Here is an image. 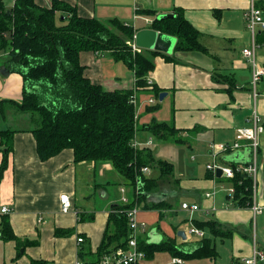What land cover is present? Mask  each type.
Segmentation results:
<instances>
[{"label":"crops","instance_id":"crops-1","mask_svg":"<svg viewBox=\"0 0 264 264\" xmlns=\"http://www.w3.org/2000/svg\"><path fill=\"white\" fill-rule=\"evenodd\" d=\"M62 1L76 7L78 15L83 18H96L105 24L117 20L132 26L135 35L141 30L152 29L155 19L173 17L180 10L199 31V40L208 50L176 52L177 39L173 37L176 41L173 50L169 54L162 53L173 59L168 61L164 56H157L155 70L149 74L153 84L166 96L161 101L152 89L136 95L137 146L149 147L155 159L165 160L174 167L173 176L160 182L148 200L138 206V218L147 226V232L141 234L139 240L147 245L174 241L179 250L192 253L207 238L215 249L221 246L222 255L227 250L223 244L230 247L233 254L231 264H245L244 260L252 257L255 247L264 252V213L254 215L251 206H239L230 178L223 175L218 178L216 173L211 175L207 169L215 158L222 167L250 164L253 151L248 141H243L238 149L218 154H215V146L233 144L238 129L253 125L255 111L264 124V77L255 96L251 64L242 54L244 48L252 45V35L245 20L250 0ZM38 2L47 7L52 4V0ZM262 33L258 32L257 40ZM259 45L257 57L264 68V54L259 52L264 45ZM143 53L147 55L148 51L143 50ZM81 62L86 66V77L101 84L106 91L135 87V73L129 69L126 72L122 67L124 74L119 75L118 63L122 61H116L110 53H84ZM2 68L0 65L1 104H9V107L4 115L6 123L1 125L0 122V130L16 129L19 132L14 136L6 158V169L0 176V213L4 206L11 210L0 215V264H32L33 260L77 264L83 263L80 253L85 255L84 261L96 262L107 233L112 206L120 204L125 194L130 200L133 189L122 179L118 180L117 188H112V180L106 179L115 176L110 164H76L71 150L42 161L32 133L34 120L28 114H20L21 118L12 103L22 100L23 78L8 72L4 77ZM225 78L230 83L225 82ZM152 98L154 104L149 103ZM11 115L20 118L21 123L27 122L29 128H13L7 122ZM153 122L174 125L175 137L165 142L142 129ZM260 142L258 174L253 180V203L264 207V133ZM156 144L162 145L161 148L168 147L169 151L160 152L161 148L157 146L154 149ZM171 148H174L173 154ZM7 152L0 137V167ZM188 152L191 157L202 161L199 171L192 169ZM181 162H185V167ZM150 168L148 178L160 177L159 169ZM122 189H125L124 194ZM62 194L69 195L72 200L73 209L68 214L61 210ZM207 194L211 196L207 197ZM183 203L198 205L200 210H184ZM185 214H189V218H183ZM195 221L215 222L222 227L223 231H220L228 235L216 237L207 227L203 229L204 237L191 234L189 231L196 227ZM6 228L13 239L2 238V231ZM180 231L184 232L185 239L178 235ZM80 237L84 239L81 244L78 243ZM174 259L177 258L170 252H155L152 257L146 255L141 264H177ZM181 264L223 263L218 257L216 260H182Z\"/></svg>","mask_w":264,"mask_h":264},{"label":"trees","instance_id":"trees-1","mask_svg":"<svg viewBox=\"0 0 264 264\" xmlns=\"http://www.w3.org/2000/svg\"><path fill=\"white\" fill-rule=\"evenodd\" d=\"M258 6L264 11V1ZM152 29L175 37L176 52H208L199 40V31L180 10L173 17L155 19ZM134 36L132 26L117 20L105 24L96 18H83L76 7L62 0H52L50 7L38 0H15L9 8L0 0V54L7 55L1 65L6 72L23 78L22 100L12 103L18 112L31 115L35 122L32 133L39 158L47 161L71 150L76 164H110L124 184L133 189L135 196L127 205L112 206L98 260L105 252L127 244L130 236L128 212L147 201L160 182L172 177L174 171L171 163L155 159L149 147L137 146L138 115L132 102L146 89H152L155 96L160 97V89L154 84L148 85L149 74L155 70L157 56H164L168 61L173 58L159 52L148 51L147 55L135 52L132 48ZM257 41L264 45V32ZM90 52L110 53L116 61H122L135 73V87L106 91L101 84L87 78L81 55ZM223 80L230 83L228 78ZM142 129L165 142L175 137L174 125L153 122ZM18 132L16 129L0 130L1 143L8 151L0 167V176L6 169L7 154ZM146 167L159 169L160 177L148 178L142 171ZM237 168L232 167L235 175L230 179L235 201L239 206H252L253 179ZM195 226L201 230L209 228L216 237L228 235L215 222L195 221ZM2 238L10 240L14 236L6 228ZM201 242L192 253L179 250L174 241L147 245L139 240V247L148 257L167 251L185 261L216 260L218 254L212 241L204 238ZM80 257L82 264L98 262L84 261L82 253ZM32 264L53 263L33 260Z\"/></svg>","mask_w":264,"mask_h":264},{"label":"built area","instance_id":"built-area-1","mask_svg":"<svg viewBox=\"0 0 264 264\" xmlns=\"http://www.w3.org/2000/svg\"><path fill=\"white\" fill-rule=\"evenodd\" d=\"M264 0H250V7L245 13V20L248 31L252 35V45L249 48H244L242 50L243 56L249 61L252 68V86L255 96L257 95L258 91H256L258 84L264 77V68L260 66L257 57V49L259 48L258 41L256 39L257 34L259 31L264 32V11L262 8L258 6L259 3L263 2ZM132 48L135 52H142L139 49L135 42L132 43ZM148 85L153 86V82L148 80ZM132 102L136 106V98L132 100ZM150 104H154L155 100L152 98L150 99ZM252 123L251 127H244L237 130L235 142L231 145L228 144H219L215 146L216 153L223 151H230L233 149H238L241 147L243 141H248L252 151H253V160L250 164L243 165L237 168V170L241 173L247 174L253 180L256 179L258 174V167H257V156L260 147V136L264 133V124L262 123L261 118L259 117L257 111H255L252 115ZM138 145V144H137ZM208 171L212 173H216L217 169H222V175L226 178H233L235 172L230 167H222L216 162V158L214 162L207 165ZM144 174H149L151 172V168L146 167L143 170ZM139 189H137V192ZM122 193H125V189H122ZM207 197H210L211 194H207ZM61 202V210L63 213L68 214L73 209L72 200L69 195L62 194L60 196ZM129 203V199L126 194L121 199L122 205H127ZM182 209L188 210L191 212H196L200 210L198 205H189L187 203L182 204ZM254 215L263 214L264 207L259 206L256 203H253L251 206ZM11 210L4 206L1 209L0 215L8 214ZM140 208L138 206L132 208L128 212L129 217V228H130V236L128 239L127 244L115 250H109L102 254L99 258L97 264H141V262L146 258V254L142 251L139 247V237L141 234L147 232V226L144 222H141L138 218ZM191 234H197L199 237H204V231L200 230L196 227H193L189 231ZM83 238H78V243L81 244L83 242ZM174 263L181 264L182 260L180 258L174 259ZM264 262V252L259 251L256 247L254 248V252L252 257L244 260L245 264H261ZM82 264V263H77Z\"/></svg>","mask_w":264,"mask_h":264},{"label":"rangeland","instance_id":"rangeland-1","mask_svg":"<svg viewBox=\"0 0 264 264\" xmlns=\"http://www.w3.org/2000/svg\"><path fill=\"white\" fill-rule=\"evenodd\" d=\"M4 2H6V6L9 8V7H13V5H12V3L14 4V2H15V0L13 1V0H4ZM244 31H245V33H247L246 31H247V29H245L244 28ZM248 34V33H247ZM261 51V53H263L264 54V49H262V50H259V52ZM143 52V51H142ZM142 52H138V53H142ZM1 55V54H0ZM4 56H7V55H5V54H2L1 55V57H0V65H1V63L5 60V58H4ZM7 58V57H6ZM118 74L119 75H123L124 74V71L121 69L122 67H123V69H125V71L127 72L128 71V68H127V66H125L122 62H119L118 63ZM3 69V71L4 72H1L2 74H3V76L5 77V76H7V72L4 70V68H2ZM3 99L2 98H0V122H1V125H2V123H6L5 121H6V118L4 119V115H6V110L8 109V107H9V104H5V103H3V106H2V104H1V101H2ZM3 112H4V114H3ZM20 114H22V115H24V113H21V112H19V116H21ZM29 115V114H28ZM30 117H31V115H29ZM9 118V120L7 121L8 122V124H10V125H12V126H14L13 128H21L22 126H24V127H27V128H29V124L27 123V122H24V123H21V122H19V120H20V118H17V116L16 115H14V116H9L8 117ZM21 118H22V116H21ZM33 125V124H32ZM31 127V126H30ZM32 128H34V127H32ZM156 146L157 147H159V148H161L162 147V145H155L153 148L155 149L156 148ZM173 149L174 148H171L170 149V152H171V154H173ZM160 150V152L162 151V152H168L169 150H168V147H163V148H161V149H159ZM158 150V151H159ZM175 152V151H174ZM188 158H189V161H190V163H191V167H192V169H197L198 171H199V168H202V161L198 158V157H195V158H193V157H191V155H190V153L188 152ZM181 164H182V166L183 167H185V162H181ZM204 164V163H203ZM182 169V168H181ZM113 170H114V168H113ZM114 177L112 178V176H110V177H106V179L107 180H112V182H111V187L112 188H117L118 187V184H119V182H118V180H120V179H122V177L119 175V173L117 172V171H115L114 170ZM123 180V179H122ZM82 196V194H80V197ZM80 197L78 196V203L80 204ZM98 205L100 206V202H98ZM189 214H185V215H183V218H189ZM221 242V241H220ZM217 243L219 244V240L217 241ZM223 247H224V249H227L226 251H225V253L222 255V253L220 252L221 250H222V248H221V246H218V249H216V251H217V254H218V257H221V262L223 263V264H231L232 263V258H233V254H232V251H231V249H230V247L228 248L225 244H223ZM201 260H205V259H201ZM219 261V260H218Z\"/></svg>","mask_w":264,"mask_h":264},{"label":"water","instance_id":"water-1","mask_svg":"<svg viewBox=\"0 0 264 264\" xmlns=\"http://www.w3.org/2000/svg\"><path fill=\"white\" fill-rule=\"evenodd\" d=\"M167 17H162L160 19H166ZM135 45L141 49L142 51H152V52H159L164 54H169L175 44V38L172 36L165 35L153 29H146L139 31L134 37ZM166 93H162L160 95V100L162 101ZM217 177H222V169H217L216 171ZM180 237L185 239V234L183 231L178 233Z\"/></svg>","mask_w":264,"mask_h":264}]
</instances>
